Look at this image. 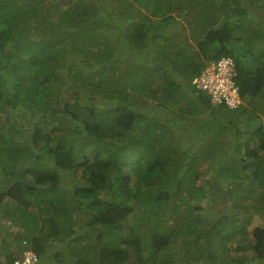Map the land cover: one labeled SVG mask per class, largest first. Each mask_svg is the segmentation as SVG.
<instances>
[{
  "label": "trees",
  "instance_id": "obj_1",
  "mask_svg": "<svg viewBox=\"0 0 264 264\" xmlns=\"http://www.w3.org/2000/svg\"><path fill=\"white\" fill-rule=\"evenodd\" d=\"M263 24L264 0H0V264H264ZM223 56L231 112L191 83Z\"/></svg>",
  "mask_w": 264,
  "mask_h": 264
},
{
  "label": "built area",
  "instance_id": "obj_2",
  "mask_svg": "<svg viewBox=\"0 0 264 264\" xmlns=\"http://www.w3.org/2000/svg\"><path fill=\"white\" fill-rule=\"evenodd\" d=\"M235 62L231 57H221L204 68L193 84L197 90L207 93L215 105L236 108L241 103L236 77ZM37 257L32 252H25L14 264H36Z\"/></svg>",
  "mask_w": 264,
  "mask_h": 264
},
{
  "label": "rangeland",
  "instance_id": "obj_3",
  "mask_svg": "<svg viewBox=\"0 0 264 264\" xmlns=\"http://www.w3.org/2000/svg\"><path fill=\"white\" fill-rule=\"evenodd\" d=\"M263 26H264V24H263ZM224 111H229V112H231V111H233V109H230V108H228V107H226V110H224ZM22 139H25L24 137H21ZM217 203H218V205H220V202H219V200H217ZM216 208L218 209V207L216 206ZM249 214H244V218H245V220H246V222L249 224V226H250V219H248L249 217ZM2 221V220H1ZM0 221V222H1ZM254 221H258V219L256 218V217H254ZM3 222H5L4 220H3ZM6 223V222H5ZM200 231H201V228H200ZM150 253V252H149ZM242 253V252H241ZM151 255H153V254H151ZM147 261L148 262H151L152 261V258H151V256H149L148 257V259H147Z\"/></svg>",
  "mask_w": 264,
  "mask_h": 264
},
{
  "label": "clouds",
  "instance_id": "obj_4",
  "mask_svg": "<svg viewBox=\"0 0 264 264\" xmlns=\"http://www.w3.org/2000/svg\"><path fill=\"white\" fill-rule=\"evenodd\" d=\"M223 57H225V56H223ZM226 57H230V56H226ZM231 58H232V57H231ZM219 59H220V58H219ZM232 59H233V58H232ZM217 60H218V59H217ZM217 60H214V61H217ZM211 62H213V61H211ZM211 62H209V63H211ZM209 63H208V64H209ZM206 66H207V64L204 66V68H205ZM235 67H236V65H235ZM204 68L202 69V71L204 70ZM202 71H201V72H202ZM201 72H200V73H201ZM199 75H200V74H199ZM199 75H197V76H199ZM197 76H196V77H197ZM196 77H195V78H196ZM193 80H194V79H193ZM193 80H192L191 83H192V86L194 87L195 91H196V92H202V93H205V94L207 95L206 92L201 91V90H197V89L195 88V86H194V84H193ZM238 92H239V90H238ZM239 96H240V95H239ZM208 97H209V96H208ZM240 98H241V97H240ZM209 99H210V97H209ZM210 102H211V100H210ZM211 104H212V105H215V104H213L212 102H211ZM215 106H224V105H215ZM225 107H226V106H225ZM236 108H237V107H236ZM230 109H235V108H230ZM26 252H32V251H26ZM32 253H34V252H32ZM34 254H35V253H34ZM35 255H36V254H35ZM36 257H37V256H36Z\"/></svg>",
  "mask_w": 264,
  "mask_h": 264
}]
</instances>
